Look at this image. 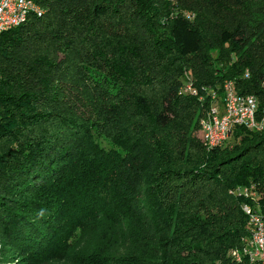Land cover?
<instances>
[{"label":"trees","instance_id":"obj_1","mask_svg":"<svg viewBox=\"0 0 264 264\" xmlns=\"http://www.w3.org/2000/svg\"><path fill=\"white\" fill-rule=\"evenodd\" d=\"M36 1L0 34V264H235L264 129L202 123L226 81L264 118V0Z\"/></svg>","mask_w":264,"mask_h":264},{"label":"built area","instance_id":"obj_2","mask_svg":"<svg viewBox=\"0 0 264 264\" xmlns=\"http://www.w3.org/2000/svg\"><path fill=\"white\" fill-rule=\"evenodd\" d=\"M22 7L23 0H0V34L3 32V27L11 26L12 19L17 17L18 11ZM183 90L192 94L196 93L190 82L185 84ZM210 94L212 102H216V112L214 117L215 129L214 131H208V135H212L215 145H222L228 141L237 126L251 131L264 129V126H259V122L255 118L257 95L237 92L231 81H226L223 84L220 97L215 91ZM244 98H251V110H244ZM243 192L246 196L254 199L253 205L244 204L242 209L246 216H251V224L249 225L257 228L261 244H263V251H253L248 243V253H257V261H254V264H264V209L261 203L255 199L258 198L255 192L248 188H244ZM245 240L247 241V236ZM233 262L242 264L243 259H238L237 256L236 259H233ZM221 264L225 263L221 262Z\"/></svg>","mask_w":264,"mask_h":264},{"label":"bare ground","instance_id":"obj_3","mask_svg":"<svg viewBox=\"0 0 264 264\" xmlns=\"http://www.w3.org/2000/svg\"><path fill=\"white\" fill-rule=\"evenodd\" d=\"M40 12L41 8L36 0H23V7L19 9L17 17L12 19L10 27H3V32L24 23L29 14H39ZM244 110H251V98H244ZM215 112L216 105H212L207 118L202 123L203 137L209 147L218 146L215 145L212 135H208V131L215 129ZM255 118L259 122V126H264V118H258V101H256ZM249 224H251V216H247L248 242L244 239L243 246L232 250L230 254L232 259H236L237 256L238 259H243L242 264H254V261H257V253H248V243L253 251H263V244H261L257 228L250 227Z\"/></svg>","mask_w":264,"mask_h":264},{"label":"rangeland","instance_id":"obj_4","mask_svg":"<svg viewBox=\"0 0 264 264\" xmlns=\"http://www.w3.org/2000/svg\"><path fill=\"white\" fill-rule=\"evenodd\" d=\"M195 133H196V136H197L198 138H200L199 128L196 130ZM229 140L231 141V139H229ZM99 142H100V144H101L102 146H104L106 149H109V148L112 147L111 143H109V142H107V141L99 140Z\"/></svg>","mask_w":264,"mask_h":264}]
</instances>
